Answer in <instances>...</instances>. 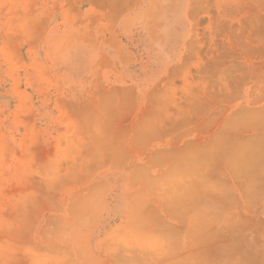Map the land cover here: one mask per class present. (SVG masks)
Here are the masks:
<instances>
[{
  "label": "rangeland",
  "instance_id": "rangeland-1",
  "mask_svg": "<svg viewBox=\"0 0 264 264\" xmlns=\"http://www.w3.org/2000/svg\"><path fill=\"white\" fill-rule=\"evenodd\" d=\"M263 127L264 0H0V264H264Z\"/></svg>",
  "mask_w": 264,
  "mask_h": 264
},
{
  "label": "bare ground",
  "instance_id": "bare-ground-1",
  "mask_svg": "<svg viewBox=\"0 0 264 264\" xmlns=\"http://www.w3.org/2000/svg\"><path fill=\"white\" fill-rule=\"evenodd\" d=\"M263 128H264V127H263ZM233 145H234V144H233ZM233 145H232V146H233ZM247 145H248V143H247ZM236 146H237V145H236ZM238 147H239V146H238ZM245 148H246V147H245ZM235 149H236V147H235ZM237 149H238V148H237ZM246 149H247V148H246ZM246 149H243V151H242V152H239V153L236 152V153H238V154L241 153L240 155H241L242 157H241L240 155H239V156L242 158V159H241L242 161H243V158H246V156H248V155L246 154V152H247ZM250 149H251V148H250ZM229 150H230V149H229ZM244 150H245V153H244ZM256 150H257V149H256ZM223 151H224V150H223ZM249 151H250V150H249ZM249 151H248V152H249ZM236 153H234V154H236ZM242 154H243V155H242ZM252 154L255 155V153H253V152H252ZM223 155H224V154H223ZM239 156H238V157H239ZM252 156H253V155H251V153H250V159H249V160H251V159L253 158ZM257 156H258V155L254 156V158H253L252 160H255L254 162L258 164L260 161H259V160H256ZM247 158H248V157H247ZM259 158H260V157H259ZM259 158H257V159H259ZM238 159H239V158H238ZM247 161H248V160H246V163H247V165H249V167H248L249 169L247 168V166H246L245 168H243L242 166H244V165L241 164V162H240V165H242V166H241L242 169H246V171L250 172V170L252 169V167H255V163H253V161H252V163H251L252 166H251V164H249L250 162H247ZM256 161H257V162H256ZM183 162H184V161H183ZM186 162H187V161H186ZM236 163H237V162H236ZM244 163H245V162H244ZM246 163H245V165H246ZM185 164H186V163H185ZM257 164H256V165H257ZM236 165H237V164H236ZM240 165H238V166L240 167ZM253 165H254V166H253ZM250 166H251V167H250ZM239 167H238V169H239ZM241 167H240V168H241ZM257 167H258V166H257ZM259 167H260V166H259ZM250 168H251V169H250ZM184 171H185V170H184ZM243 172H244V171H243ZM251 172H252V171H251ZM253 172H254V169H253ZM172 173H173V172H172ZM175 173H176V172H175ZM240 174H241V173H240ZM256 174H257V173H256ZM259 174H261V173H259ZM195 175H196V173H195ZM257 176H258V175H257ZM169 181H170V180H169ZM171 189H172V188H171ZM177 190H178V189H177ZM192 195H193V194H192ZM192 195H191V196H192ZM185 198H186V197H185ZM175 199H176V198H175ZM177 199H178V198H177ZM179 200H181V198H180ZM171 201H172V200H171ZM178 202H179V201H178ZM180 202H181V201H180ZM186 202H187V201H186ZM170 203H171V202H170ZM180 205H181V204H180ZM167 206H169V205L167 204ZM180 210H181V209H180ZM180 213H181V212H180Z\"/></svg>",
  "mask_w": 264,
  "mask_h": 264
}]
</instances>
